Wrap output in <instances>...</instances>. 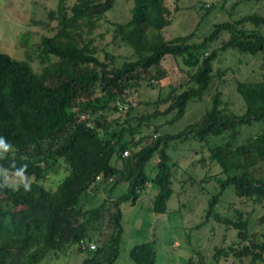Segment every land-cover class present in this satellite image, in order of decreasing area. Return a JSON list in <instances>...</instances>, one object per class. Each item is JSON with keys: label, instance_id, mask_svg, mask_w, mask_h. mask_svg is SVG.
<instances>
[{"label": "trees", "instance_id": "obj_1", "mask_svg": "<svg viewBox=\"0 0 264 264\" xmlns=\"http://www.w3.org/2000/svg\"><path fill=\"white\" fill-rule=\"evenodd\" d=\"M133 2L131 19L114 26L116 39L132 48L135 60L116 65L108 53L102 60L94 44L93 35L116 0H76L70 7L59 0L56 32L43 35L38 45L42 61L56 60L40 73L29 61L0 52V264H42L51 253L73 245L82 253L80 241L95 243V233L101 238L83 264H115L124 235L122 206L135 205L150 184L158 188L151 211L167 213L179 166L170 150L192 142L207 146L210 162L221 170L214 177L218 192L208 201L204 223L215 219L237 233L234 245L216 249V262L234 256L248 264H264V231L252 232L251 214L237 210L233 219L218 212L220 199L231 191L263 208L257 224L264 228V15L217 24L201 41H193L194 34L167 40L162 31L173 21L167 0ZM223 32H228V39L210 49ZM230 49L262 55V79L236 86L244 100L243 114L228 112L217 91L202 118L183 131L159 134L155 126L150 142L148 137L136 138L142 126L150 128L159 117L173 114L170 124L181 119L188 104L209 90L214 62ZM167 56L187 68V82L158 98L152 113L134 118L131 106L123 122L110 120L121 111L118 102L126 103L142 82L155 88L154 81L167 77L162 67ZM81 114L90 116L92 127L79 121ZM256 122L263 124L262 131L237 144L241 128ZM223 135L224 143L210 144ZM125 151L128 156H123ZM155 155L156 172L150 177L147 166ZM59 162L65 164L67 175L56 190H48L39 181ZM6 174L35 181L15 187ZM110 182L112 188L127 183V192L85 209L84 196ZM129 256L136 264H155L154 242L135 246Z\"/></svg>", "mask_w": 264, "mask_h": 264}, {"label": "rangeland", "instance_id": "obj_2", "mask_svg": "<svg viewBox=\"0 0 264 264\" xmlns=\"http://www.w3.org/2000/svg\"><path fill=\"white\" fill-rule=\"evenodd\" d=\"M76 0H66L68 7ZM172 11V23L162 34L167 40L176 37L194 34L193 41H201L209 36L217 24L234 21L250 14L264 15V0H167ZM59 0H0V52L6 53L18 60H27L35 72L56 60L54 57L41 58L38 47L43 35L51 36L56 32L58 25ZM133 0H116L115 7L100 21V27L94 33V44L98 47V56L103 60L105 53L114 57L116 65L127 60H135L136 56L131 47L123 45L115 37V24L125 23L131 19ZM177 8V10H176ZM228 32L221 33L219 39L212 43L211 48L221 46L223 40L228 39ZM262 55L240 53L236 50L221 52L219 59L213 64L214 82L198 101L188 104L185 115L173 124L169 121L173 114L152 120L149 125L142 126L141 136L148 137L155 126H159V134H176L187 126L196 123L211 107L212 96L222 93L225 109L234 114L244 113V100L237 92L238 82H257L262 79ZM167 77L161 81H154L155 88L142 82L141 86L130 93L126 102L133 107V117L152 113L155 110L154 102L166 96L171 89L178 88L188 80L187 68L181 61L167 56L162 62ZM183 68V70L181 69ZM222 72V75H218ZM145 76V75H143ZM132 104V105H131ZM125 111L112 114L110 120L123 122L126 119ZM134 125L137 122L133 123ZM263 129L261 122L252 126H243L237 144L244 143L248 138L257 135ZM130 136H127V140ZM152 137L147 138L150 142ZM227 136L212 138L210 144H222ZM208 147L192 142L186 143L177 150H170L176 163V178L173 188L175 193L169 200L165 214H156L151 211L152 201L158 193L156 186L148 185L135 205L126 203L122 206L124 235L121 242L120 255L115 264H136L129 256L135 246L154 242L157 253L155 264H248L234 256L222 257L218 263L214 257L216 249H228L236 241V231L215 219L205 222V215L209 199L218 192L214 180L220 173L218 165L209 160ZM158 156L149 162L147 173L154 176ZM116 163V160H114ZM67 175L63 162L53 167L39 183L48 190H56ZM9 184L19 187L35 181L34 177L6 174ZM100 186L90 191L83 198L85 209L98 207L104 200L117 199L127 192L128 184L121 183L116 188L112 184ZM218 212L222 216L236 218L237 210L245 215L251 214L252 232L261 233L263 227L257 224L263 212L261 206H254L252 202L235 196L231 191L226 192L220 199ZM200 229L197 226L203 224ZM96 240L101 238L99 233L93 235ZM77 245L70 246L62 252H53L42 264H83L87 252H79Z\"/></svg>", "mask_w": 264, "mask_h": 264}, {"label": "built area", "instance_id": "obj_3", "mask_svg": "<svg viewBox=\"0 0 264 264\" xmlns=\"http://www.w3.org/2000/svg\"><path fill=\"white\" fill-rule=\"evenodd\" d=\"M118 106H119V109L121 111H126V110L129 109V106H128L127 103L118 102ZM89 118H90V116L88 114H81L79 116V121L80 122H85L87 124V126L92 127L93 123L91 121H89ZM128 154H129V152L125 151L123 153V156H128ZM97 180H99V178H97ZM79 247L85 252H90V251H93L96 248V244L93 243V242H90L88 240H81L80 243H79Z\"/></svg>", "mask_w": 264, "mask_h": 264}]
</instances>
